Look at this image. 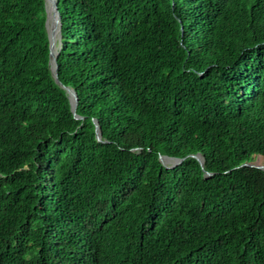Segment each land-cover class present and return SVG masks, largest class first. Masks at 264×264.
Here are the masks:
<instances>
[{
	"label": "trees",
	"instance_id": "1",
	"mask_svg": "<svg viewBox=\"0 0 264 264\" xmlns=\"http://www.w3.org/2000/svg\"><path fill=\"white\" fill-rule=\"evenodd\" d=\"M55 7L77 118L0 0V264H264V0Z\"/></svg>",
	"mask_w": 264,
	"mask_h": 264
},
{
	"label": "water",
	"instance_id": "2",
	"mask_svg": "<svg viewBox=\"0 0 264 264\" xmlns=\"http://www.w3.org/2000/svg\"><path fill=\"white\" fill-rule=\"evenodd\" d=\"M49 4H50V10L52 12V15H53V18H54V22H55V25H56V33H55L54 37L51 38L50 36H47V39H48V51H49L48 56H49L50 65H52V76H53V79L56 82V84L64 91L65 96H66V98H67V100L69 102L70 111L73 114V116L75 118H77L75 110H76L77 105H78V100H77L75 94L70 89H68L66 87H63L57 81L55 73H54V69H55V48H56V44H58V41L60 39L62 27H61V24H60L59 16L57 15V12H56L55 0H49ZM46 21H47V19H46ZM95 137H96L97 140L99 139V132H98V130L96 128H95ZM194 158L196 159V161L199 163V165L202 168V164H201L200 159L198 157H194ZM159 160L162 163V160H161L160 157H159ZM179 162H181V160L176 161L172 166H164L163 163H162V165L165 168L170 169V168H173ZM248 166L256 167V168H259V169H264L263 165H259L257 161H255L254 164L248 165ZM202 170H203V168H202Z\"/></svg>",
	"mask_w": 264,
	"mask_h": 264
},
{
	"label": "rangeland",
	"instance_id": "3",
	"mask_svg": "<svg viewBox=\"0 0 264 264\" xmlns=\"http://www.w3.org/2000/svg\"><path fill=\"white\" fill-rule=\"evenodd\" d=\"M45 2H46V14H47V16H46L47 17L46 30H47L48 36L53 38L55 33H56V25H55V22H54V18H53L52 12L50 10L49 1L45 0ZM161 160H162V163H163L164 166H172L176 162V161H172V160H169V159H166V158H161Z\"/></svg>",
	"mask_w": 264,
	"mask_h": 264
},
{
	"label": "bare ground",
	"instance_id": "4",
	"mask_svg": "<svg viewBox=\"0 0 264 264\" xmlns=\"http://www.w3.org/2000/svg\"><path fill=\"white\" fill-rule=\"evenodd\" d=\"M49 1V0H48ZM47 2V1H46ZM48 3V2H47ZM52 23V22H51ZM52 38V37H51Z\"/></svg>",
	"mask_w": 264,
	"mask_h": 264
}]
</instances>
